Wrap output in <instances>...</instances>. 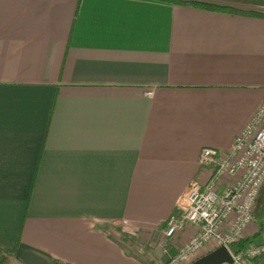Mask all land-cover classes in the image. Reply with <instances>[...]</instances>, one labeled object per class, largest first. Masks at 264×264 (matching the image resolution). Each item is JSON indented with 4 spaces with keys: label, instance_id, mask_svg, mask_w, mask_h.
Returning <instances> with one entry per match:
<instances>
[{
    "label": "crops",
    "instance_id": "obj_1",
    "mask_svg": "<svg viewBox=\"0 0 264 264\" xmlns=\"http://www.w3.org/2000/svg\"><path fill=\"white\" fill-rule=\"evenodd\" d=\"M232 4L243 11L0 0L10 264H159L195 234L188 223L169 239L164 230L188 185L208 178L201 149L226 153L264 97V15ZM258 233L253 245L264 242L254 217L242 237Z\"/></svg>",
    "mask_w": 264,
    "mask_h": 264
},
{
    "label": "built area",
    "instance_id": "obj_2",
    "mask_svg": "<svg viewBox=\"0 0 264 264\" xmlns=\"http://www.w3.org/2000/svg\"><path fill=\"white\" fill-rule=\"evenodd\" d=\"M198 163L210 168L208 178L202 184L188 185L183 203L165 221L164 235L167 239L173 237L186 223L196 226V232L159 264H188L205 246L213 250L224 245L232 254V264H246L264 254V242L249 245L238 255L229 248L253 222L255 199L264 181V97L234 136L227 152L204 147ZM228 177L232 181L219 190Z\"/></svg>",
    "mask_w": 264,
    "mask_h": 264
},
{
    "label": "trees",
    "instance_id": "obj_3",
    "mask_svg": "<svg viewBox=\"0 0 264 264\" xmlns=\"http://www.w3.org/2000/svg\"><path fill=\"white\" fill-rule=\"evenodd\" d=\"M170 3H179L191 5L194 7H200L204 9H211L216 11H234L239 12L243 11L240 8H237L232 3H240V2H255L259 5V7L264 6V0H163ZM252 12L259 13L260 15H264V10H253ZM262 205L264 207V181L259 188L258 196L255 199L254 210L259 208ZM259 236V233L253 237H239L235 241L229 244V248L234 255H238L245 251V249L253 244L256 237ZM255 259V258H254ZM252 261V260H251ZM11 262V254L0 248V264H10ZM54 264H68L61 262L59 260H55ZM249 264V261L246 262Z\"/></svg>",
    "mask_w": 264,
    "mask_h": 264
},
{
    "label": "water",
    "instance_id": "obj_4",
    "mask_svg": "<svg viewBox=\"0 0 264 264\" xmlns=\"http://www.w3.org/2000/svg\"><path fill=\"white\" fill-rule=\"evenodd\" d=\"M232 264V254L224 246L220 245L199 256L188 264Z\"/></svg>",
    "mask_w": 264,
    "mask_h": 264
},
{
    "label": "rangeland",
    "instance_id": "obj_5",
    "mask_svg": "<svg viewBox=\"0 0 264 264\" xmlns=\"http://www.w3.org/2000/svg\"><path fill=\"white\" fill-rule=\"evenodd\" d=\"M249 4V6H255L256 3L255 2H252V1H249V2H240L238 3V5L241 7V6H245ZM260 10H264V6L258 8ZM255 220H256V223H257V226L260 227V225H262L264 227V207H262V205L259 207V208H256L255 211ZM263 229V228H262Z\"/></svg>",
    "mask_w": 264,
    "mask_h": 264
}]
</instances>
